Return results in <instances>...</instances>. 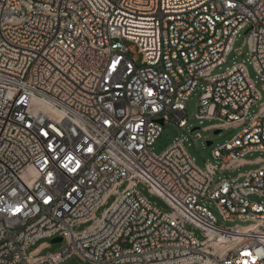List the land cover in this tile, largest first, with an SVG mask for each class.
<instances>
[{
    "label": "built area",
    "instance_id": "2783aa9c",
    "mask_svg": "<svg viewBox=\"0 0 264 264\" xmlns=\"http://www.w3.org/2000/svg\"><path fill=\"white\" fill-rule=\"evenodd\" d=\"M246 28L261 90L242 62L212 75L241 55L233 43ZM198 89L193 118L217 121L206 131L243 126L212 151L219 166L204 170L183 139L152 151L167 122L187 129ZM247 165L258 168L240 183L219 176ZM250 196L264 198V0H0V264L70 255L90 264H264V203ZM236 221L247 224L227 225ZM58 237L62 252L25 253Z\"/></svg>",
    "mask_w": 264,
    "mask_h": 264
},
{
    "label": "rangeland",
    "instance_id": "374dc122",
    "mask_svg": "<svg viewBox=\"0 0 264 264\" xmlns=\"http://www.w3.org/2000/svg\"><path fill=\"white\" fill-rule=\"evenodd\" d=\"M247 29L248 28L243 29L240 32L239 37L233 43V49L235 51L240 50L241 55L237 56L235 53H233L231 55V57L227 60L226 64H224L220 69H215L212 71V75L222 73L223 71H225L226 67H230L234 61L235 62H242L246 67V71H247L250 79L252 81H254L256 83L257 88L259 90H261L260 79H259L253 65L251 64L249 57H248L249 49H248V45L246 44V40L248 37V34L246 33ZM137 57H138V59L141 58L140 55H138ZM199 95H200V90L198 89L195 92V94L191 96V98L189 99V101L187 103V108H186V112H185V114L187 115V118H188L187 129H185V130L179 129L176 126V124H174L173 122H167L162 127V132H161L160 136L154 142V144L152 146V151L156 155H160L174 141H176L178 139H183V144H184L188 154L194 159V162L196 163V165L200 169L204 170L206 167V164H211V165L216 164L219 166V163H217V161H215V159L213 158L212 151L217 146L229 141L233 136L238 134L242 130L243 126L230 125L227 127V129L221 130L219 132V134H217V135L213 134L214 130L206 131L205 130L206 128H208L209 126H211L213 124H216L217 121L216 120H210V121L204 120L201 124H199L198 121L193 118L194 114L196 113ZM256 111H257V109L255 107H252L250 110V115L252 116L253 114L256 113ZM195 128H197V130H194ZM197 133L200 134L201 138L199 140H194ZM206 141H211L212 144L210 146H207ZM258 156H259V154L246 155L244 157V160L255 161ZM257 168H258V165H247V166H243L241 168H238L236 170L225 171L223 174H220L219 176H220V178L233 180L234 183H240L243 180V178L240 175L245 174L248 171L254 170ZM215 180H216V182L218 181L217 178H215ZM125 187H126V184L121 185L118 188V191L121 192ZM137 190L150 203L155 204V206L159 210H161L163 213H170L171 212V209L169 208V206L166 203H164L160 198L153 196V195H150L149 192L147 191V189L143 185L138 184ZM115 197H116L115 195L108 196L105 199L103 205L97 209L95 216L101 217L103 211L106 208H108L114 202ZM249 199L253 200V201H257V202L263 201V203H264V198H259L257 196H250ZM211 210L214 213V215L217 216V218H218L217 212L213 206H211ZM246 224L247 223H242L239 221H236L234 223H227L228 226H233V225L244 226ZM88 225H89V223L80 224L78 226H74L73 230L75 232H81ZM186 229L188 231H190V230L193 231L194 235L196 236V238L199 241L203 240L199 230L192 229L189 226H187ZM51 240H52L51 238L40 239V240L36 241L33 245L29 246L26 249L25 253L27 255H29L31 252H33L35 249H37L36 252L38 253L39 256H46L49 254H55L58 252H62L67 247V244L65 241H62L61 243H57V244H51L50 243ZM44 243H47L49 245V247L42 248ZM60 264H90V263L82 260L81 258H79L76 255H70L65 260H63V262H61Z\"/></svg>",
    "mask_w": 264,
    "mask_h": 264
},
{
    "label": "water",
    "instance_id": "95a60500",
    "mask_svg": "<svg viewBox=\"0 0 264 264\" xmlns=\"http://www.w3.org/2000/svg\"><path fill=\"white\" fill-rule=\"evenodd\" d=\"M159 123L162 125L163 124V122H162V120H159ZM219 130H216V131H214V135H217V134H219ZM212 144V142L211 141H209V142H207L206 143V145L207 146H210ZM63 240H62V238L61 237H58V238H53L51 241H50V243L51 244H57V243H61Z\"/></svg>",
    "mask_w": 264,
    "mask_h": 264
},
{
    "label": "crops",
    "instance_id": "0c3cea01",
    "mask_svg": "<svg viewBox=\"0 0 264 264\" xmlns=\"http://www.w3.org/2000/svg\"><path fill=\"white\" fill-rule=\"evenodd\" d=\"M45 247H46V245H45V244H43L42 248H45Z\"/></svg>",
    "mask_w": 264,
    "mask_h": 264
},
{
    "label": "snow or ice",
    "instance_id": "6c2138e0",
    "mask_svg": "<svg viewBox=\"0 0 264 264\" xmlns=\"http://www.w3.org/2000/svg\"><path fill=\"white\" fill-rule=\"evenodd\" d=\"M89 151H91V149H89Z\"/></svg>",
    "mask_w": 264,
    "mask_h": 264
}]
</instances>
